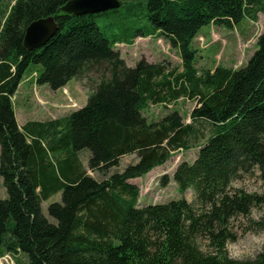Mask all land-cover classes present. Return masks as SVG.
Here are the masks:
<instances>
[{
  "label": "trees",
  "instance_id": "trees-1",
  "mask_svg": "<svg viewBox=\"0 0 264 264\" xmlns=\"http://www.w3.org/2000/svg\"><path fill=\"white\" fill-rule=\"evenodd\" d=\"M11 1L0 27V257L21 253L25 264H264V245L254 259L226 252L231 218L262 201L230 192V184L254 168L264 182V29L236 68L199 70L192 46L205 25L256 22L264 0H118L117 8L81 15L61 10L69 0ZM48 16L56 32L26 49L28 24ZM138 37L168 40L181 68L144 58L127 65L116 45ZM31 65L38 66L35 83L52 90L93 68L101 75L82 107L20 126L12 97ZM180 98L196 103L187 122L177 110L157 121L143 114L149 104ZM194 147L195 159L172 174L182 196L139 207L140 188L131 180ZM126 155L135 160L121 167ZM59 191L46 217L41 203ZM257 224L264 232V215Z\"/></svg>",
  "mask_w": 264,
  "mask_h": 264
},
{
  "label": "rangeland",
  "instance_id": "rangeland-1",
  "mask_svg": "<svg viewBox=\"0 0 264 264\" xmlns=\"http://www.w3.org/2000/svg\"><path fill=\"white\" fill-rule=\"evenodd\" d=\"M11 0L0 2V27L7 14ZM102 27V25H100ZM264 29V15L259 14L258 20L252 22L244 18L234 27L205 25L194 38L192 46L197 50L196 66L201 69H214L217 65L236 68L243 66L256 48V38ZM116 48L129 66L144 58L148 62L167 61L171 66L181 68V59L178 50L168 40L157 37H138L133 44H117ZM38 66L31 65L24 74L20 86L12 97V103L21 123L27 120H47L70 113L85 105L91 88L99 81L100 72L94 68L79 77L72 78L65 86L52 90L47 84L38 85L34 81L32 70ZM195 101L180 98L170 104H149L144 110V116L150 121H157L169 111L177 110L185 122L189 121V112L195 106ZM198 148L178 150L162 165L153 168L141 177L131 180L140 188L138 206L154 203H167L178 199L182 195L172 179L176 166L183 161L192 162ZM81 158L86 165L89 151H81ZM135 160L134 155H126L121 159V167ZM92 176L98 174L88 171ZM254 168L248 173H241L230 184V192L242 190L257 194L262 201L254 204L247 215H236L231 218L229 227L234 234V240L226 244L227 254L237 260L254 259L264 245V232L257 222L264 215V182ZM164 181V182H163ZM187 201L193 200V193L187 190L184 194ZM5 189L0 177V198L5 197ZM61 192L51 195L42 201V213L47 215V205L60 201ZM199 247L207 251V240L204 237L197 239ZM0 264H25L21 253L14 256L4 254L0 257Z\"/></svg>",
  "mask_w": 264,
  "mask_h": 264
},
{
  "label": "water",
  "instance_id": "water-1",
  "mask_svg": "<svg viewBox=\"0 0 264 264\" xmlns=\"http://www.w3.org/2000/svg\"><path fill=\"white\" fill-rule=\"evenodd\" d=\"M119 6L118 0H69L61 10L75 15L95 13L114 9ZM57 25L52 16L32 21L25 29L23 45L26 49L39 47L56 32Z\"/></svg>",
  "mask_w": 264,
  "mask_h": 264
},
{
  "label": "crops",
  "instance_id": "crops-1",
  "mask_svg": "<svg viewBox=\"0 0 264 264\" xmlns=\"http://www.w3.org/2000/svg\"><path fill=\"white\" fill-rule=\"evenodd\" d=\"M69 81H70V80H69ZM69 81H68V82H69ZM68 82H67V83H68ZM20 83H21V82H20ZM20 83H19V85H18V88H19V86H20ZM67 83H66V84H67ZM18 88H17V89H18ZM14 110H15V109H14ZM15 115H16V118H17L18 124H19L20 126H21L22 124H24V123H21V122L19 121V119H18V117H17V114H16V111H15Z\"/></svg>",
  "mask_w": 264,
  "mask_h": 264
}]
</instances>
